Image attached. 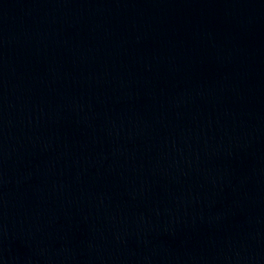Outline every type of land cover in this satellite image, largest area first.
<instances>
[{
  "label": "water",
  "instance_id": "1",
  "mask_svg": "<svg viewBox=\"0 0 264 264\" xmlns=\"http://www.w3.org/2000/svg\"><path fill=\"white\" fill-rule=\"evenodd\" d=\"M0 264H264V0H0Z\"/></svg>",
  "mask_w": 264,
  "mask_h": 264
}]
</instances>
